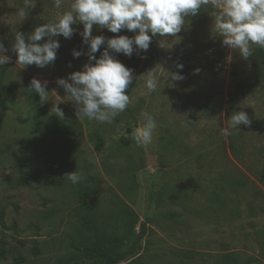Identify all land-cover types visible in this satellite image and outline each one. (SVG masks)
Listing matches in <instances>:
<instances>
[{"label":"rangeland","instance_id":"1","mask_svg":"<svg viewBox=\"0 0 264 264\" xmlns=\"http://www.w3.org/2000/svg\"><path fill=\"white\" fill-rule=\"evenodd\" d=\"M71 2L56 8L53 0H0V42L11 58L0 70L12 90L0 94V264H13L18 256L25 264H94L76 255L89 239L84 223L96 217L101 232L119 234L124 206L138 218L137 232L146 225V236L140 255L123 264H219L227 257L264 264V131L240 125L231 135H221L237 111L250 120L264 118V82L238 50L222 44L213 18L219 10L208 5L205 16L211 23L186 35L183 31L198 44L191 70L178 69L183 80H167L170 65L177 68L175 45L161 50L152 71L142 69V50L114 54L133 70L126 93H135L108 124L79 120L74 103L57 85L89 63L88 47L78 46L74 34L54 37L60 47L52 64L16 63V32L27 42L35 27L55 21ZM92 32L107 35L97 25ZM257 46L252 44V50ZM73 50L82 54L75 58ZM234 68L246 82L237 103ZM152 76L160 84L150 93L145 81ZM33 78L47 81L49 100L29 93ZM56 103L63 120L53 114ZM142 111L153 114L157 126L152 142L138 146L132 134L145 123ZM49 120L63 122V132L46 134L43 124ZM26 155L37 158L32 169L51 171L48 182L18 185L27 170L20 167ZM74 171L83 174L77 184L65 178ZM240 178L246 180L244 188L237 185Z\"/></svg>","mask_w":264,"mask_h":264},{"label":"clouds","instance_id":"2","mask_svg":"<svg viewBox=\"0 0 264 264\" xmlns=\"http://www.w3.org/2000/svg\"><path fill=\"white\" fill-rule=\"evenodd\" d=\"M64 0H53L56 8H60ZM211 5L219 11L214 14V27L222 44L232 50H238L239 55L247 59L252 56L251 45L264 48V0H72L70 9L63 12L55 21L35 27L27 37L21 32L14 36L13 50L17 54L16 63L24 66L36 65L46 67L56 59L59 41L54 37L63 36L70 39L74 34L73 25L83 24L80 35L88 45L89 63L82 71L71 73L67 79L59 78L57 85L65 90L68 100L76 107L75 115L79 120H95L99 123L111 124L117 116L123 113L131 103L126 93L132 83L133 70L126 67L114 54L122 53L131 56L133 52L147 51L152 38L159 35L162 38L175 37L185 26L189 16H195L205 6ZM24 15L23 10L20 12ZM106 28L111 33L128 30L136 33L133 37L118 35L106 38L103 35H92L93 26ZM47 38L43 43H37ZM106 45L99 58L94 54ZM163 46V41H160ZM0 42V65L7 64L10 57ZM73 57L82 53L73 50ZM94 61V63H92ZM182 69L183 65L178 64ZM200 69L195 72L199 73ZM184 76L177 72H169L167 80L180 81ZM160 82L155 76L145 81L148 92L157 91ZM47 81L41 82L33 78L28 88L39 95L40 101L49 100ZM60 103V102H59ZM54 105V115L64 119V112ZM145 121L142 127L136 128L132 134L133 141L138 145L152 142L156 119L148 111H142ZM248 114L241 110L233 113L228 127L221 128L222 136H229L232 130H240V125H250ZM73 184L83 179V174L77 171L68 173L66 177Z\"/></svg>","mask_w":264,"mask_h":264},{"label":"trees","instance_id":"3","mask_svg":"<svg viewBox=\"0 0 264 264\" xmlns=\"http://www.w3.org/2000/svg\"><path fill=\"white\" fill-rule=\"evenodd\" d=\"M208 6H205L199 11L195 16H189L185 20V26L182 28L181 32L176 34L175 37H165L162 38L159 35L152 38L150 46L145 53V58L143 57L142 69L145 71L154 70L157 63L160 62L161 50L168 49V45H175L177 51V65L182 64L184 70H191V67L196 62L195 52L197 51L196 46L197 40L195 37H188L183 35V31L186 33L196 26H208L211 23V20H208L205 16L206 9ZM209 8V7H208ZM48 23V19H46ZM83 31V25L78 23L74 28V36L76 37V43L81 47H88L87 44L83 42V38L80 33ZM106 38H112L116 33H111L106 29ZM123 33V34H122ZM119 35H127L133 37L136 33L128 30H121L118 33ZM93 36H96L92 32ZM163 41V46H160V41ZM104 47L101 46V52L104 50ZM165 49V50H166ZM142 53V52H141ZM252 56L247 58V63L252 64L256 70V77L259 81L264 82V48L259 46L255 47L252 50ZM101 53L99 54L100 57ZM98 57V58H99ZM170 72H178L179 68H176L174 65H170ZM232 77L235 84V102L237 103L241 99L242 95L245 92L246 82L242 81L240 75L237 72V69L232 70ZM5 75L0 70V94L11 92V88L4 82ZM260 82V83H261ZM135 92L129 93V96H133ZM144 100H141V108L144 109ZM44 131L48 135H55L63 132L64 123L57 120H49L43 124ZM249 131H264V118L251 120V124L246 126ZM233 137L231 139V147L233 148ZM37 163V158L34 156L26 155L20 161V167L22 169H27L22 171L18 179L19 186H29L33 183L48 182L51 178L50 170H38L32 169ZM262 175L264 176L263 172ZM245 179L240 178L237 182V185L240 188L245 187ZM123 231L119 234L111 233L105 234L101 232L97 227L98 219L96 217H90L83 225L84 231L86 232L89 239L86 240V243L77 249V257L80 260H91L94 264H123L126 263L129 259L137 258L142 250L143 239L146 236V225L141 224L137 232V226L139 225V220L134 214V212L128 207H123ZM4 215L0 213V223H3ZM5 253L4 250L1 251V257ZM37 254V253H36ZM26 259L22 256H18L13 260V264H25ZM60 264H66V262H61ZM219 264H240L239 262L233 260L231 257H227Z\"/></svg>","mask_w":264,"mask_h":264}]
</instances>
